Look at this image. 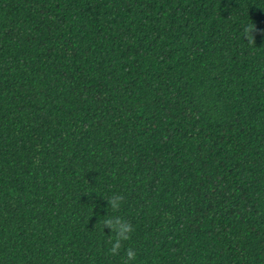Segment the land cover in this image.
I'll return each mask as SVG.
<instances>
[{
  "label": "trees",
  "instance_id": "16d2710c",
  "mask_svg": "<svg viewBox=\"0 0 264 264\" xmlns=\"http://www.w3.org/2000/svg\"><path fill=\"white\" fill-rule=\"evenodd\" d=\"M129 247L264 264V0H0V264Z\"/></svg>",
  "mask_w": 264,
  "mask_h": 264
},
{
  "label": "clouds",
  "instance_id": "9594fccd",
  "mask_svg": "<svg viewBox=\"0 0 264 264\" xmlns=\"http://www.w3.org/2000/svg\"><path fill=\"white\" fill-rule=\"evenodd\" d=\"M256 25L249 23L243 27L244 39L248 42L250 46L256 45ZM108 202V208H111L113 212H118L121 205L125 201L123 194L113 193L112 195H104ZM102 228H108L114 234L109 236L108 243L111 245L109 251L112 255H119L121 248L125 241L131 239V234L135 230L131 222L120 216H107L102 222ZM137 258L136 251L129 247L126 249V259L123 264H133Z\"/></svg>",
  "mask_w": 264,
  "mask_h": 264
}]
</instances>
